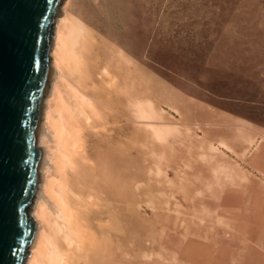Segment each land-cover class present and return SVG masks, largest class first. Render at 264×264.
<instances>
[{"label": "bare ground", "instance_id": "1", "mask_svg": "<svg viewBox=\"0 0 264 264\" xmlns=\"http://www.w3.org/2000/svg\"><path fill=\"white\" fill-rule=\"evenodd\" d=\"M73 2L62 0L54 20L52 74L37 134L40 182L30 208L36 233L24 264H211L209 252L216 258L223 253L219 244L242 245L234 224L219 228L214 246L190 234L182 220L193 213H178L172 204L171 146L163 140L157 147L139 126V66L119 48L101 43L73 13ZM159 149L164 159L156 157ZM129 201L134 215L127 213ZM262 220L256 217L243 244L264 250Z\"/></svg>", "mask_w": 264, "mask_h": 264}, {"label": "rangeland", "instance_id": "2", "mask_svg": "<svg viewBox=\"0 0 264 264\" xmlns=\"http://www.w3.org/2000/svg\"><path fill=\"white\" fill-rule=\"evenodd\" d=\"M72 11L139 66V126L171 146L172 204L193 213L182 220L190 234L214 246L234 224L242 245L218 243L210 263L264 264V250L243 244L264 218V0H74Z\"/></svg>", "mask_w": 264, "mask_h": 264}, {"label": "water", "instance_id": "3", "mask_svg": "<svg viewBox=\"0 0 264 264\" xmlns=\"http://www.w3.org/2000/svg\"><path fill=\"white\" fill-rule=\"evenodd\" d=\"M62 0H0V264H24L36 233L37 134Z\"/></svg>", "mask_w": 264, "mask_h": 264}]
</instances>
